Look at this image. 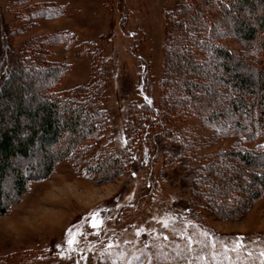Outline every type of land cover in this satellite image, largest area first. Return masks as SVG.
I'll return each instance as SVG.
<instances>
[{
  "label": "rangeland",
  "instance_id": "374dc122",
  "mask_svg": "<svg viewBox=\"0 0 264 264\" xmlns=\"http://www.w3.org/2000/svg\"><path fill=\"white\" fill-rule=\"evenodd\" d=\"M41 1L54 7L44 15L40 13L18 33L22 23L15 15L18 7H14V0H0V82L16 66L17 50L25 39L60 36L61 40L49 45L51 58L68 65L59 88L86 84L91 70L100 73L103 85L95 91V104L106 111L103 144L126 152L127 160L119 176L90 175L69 159L58 157L69 144L65 139L52 149L58 158L47 175L43 174L47 158L39 148L31 158L17 162L34 179L20 197L15 194L12 179H5L3 191L10 201L0 215V264H264V193L250 199L241 192L248 185L258 187L251 173L239 184L226 179L236 194L243 195L242 211L230 217L204 212L199 215L202 225L190 217L195 211L188 180L181 178L189 164L180 163L167 151L185 126L204 139L210 136L209 124L193 114L171 116L166 118L165 130L155 127L157 130L151 120L157 117L153 112L152 118L143 116L138 128L134 126L130 132L126 129L135 110H146L148 98L156 108H162L164 85L173 82L181 89L189 75L178 49L172 47L165 56L166 19L172 18L184 2ZM222 41L244 64L251 63L244 61L249 54L246 45L233 33ZM206 68L211 75L213 71ZM222 71L218 70L219 76ZM142 79L145 83L139 82ZM216 84L218 95L210 94L207 85L196 89L201 93L199 100L207 102L208 108L212 103L222 105L224 123L242 118L241 112L234 113L228 105V92H220L226 86L229 92L235 89L230 90L221 77ZM202 117H207L206 113ZM249 123L256 129L255 122ZM152 133L167 145V151L146 152ZM247 137L229 132L213 143H205L204 149L194 150L196 154L208 151L212 156L218 149L255 151L264 143V137L256 131ZM226 159L233 160L229 155ZM263 163L264 158L251 171H261Z\"/></svg>",
  "mask_w": 264,
  "mask_h": 264
},
{
  "label": "trees",
  "instance_id": "16d2710c",
  "mask_svg": "<svg viewBox=\"0 0 264 264\" xmlns=\"http://www.w3.org/2000/svg\"><path fill=\"white\" fill-rule=\"evenodd\" d=\"M182 2L185 5H179L172 18L166 19L165 56L168 57V50L171 51L172 47L178 49V56L189 75L185 76L181 89L171 82L173 78L168 80L171 83L163 87L165 99L162 108H156L148 98L146 110L145 105L144 110H135L125 125L127 132H130L132 127L140 126L143 116L152 118L153 112L157 116L151 119L154 129L165 130L166 118L171 116L188 117L192 114L209 124L210 136L204 139L195 135L191 127L185 126L184 133L175 136L177 139L168 151L167 145L164 146L156 134H151L152 141L146 140V152L162 148L176 155L180 163L189 164L181 178L188 180V193L195 211L193 216L191 210L190 217L193 222L202 225L204 221L199 215L204 212L230 217L244 209L243 195L236 194L226 179L239 184L251 173L258 187L248 185L241 192L250 199H257L264 193V163L261 171H251L264 158V143L257 147L261 150L218 149L212 156L208 151L196 154L194 150L204 149L205 143H213L218 138L226 137L229 132L241 134L244 139L254 131L264 137V0ZM14 7H18V10H14L15 15L20 16L22 21L21 26L17 27V32L21 33L40 13L52 10L54 4L41 0H14ZM189 8L190 11L187 10ZM228 33H233L246 45L249 54L244 61L251 60L250 64L239 60L227 43L222 41L228 37ZM57 40H61L60 36L56 39L55 36L37 35L25 39L17 50L16 66L0 82V215L5 213V204L10 201L3 191L5 179L10 177L16 196H22L34 177L16 164L31 158L37 148L47 158L43 164L45 175L51 171L58 157L69 159L90 175L108 174L115 177L122 174L126 166V152H117L103 144L106 111L95 104L98 100L95 99V91L103 85L100 73L97 75L91 70L86 84L59 88L68 65L50 56L49 45ZM206 67L213 71L211 75ZM97 68L101 70V66ZM219 69L223 70L222 76L218 74ZM205 75H208L207 78ZM220 77L226 79L230 90L235 89L229 92L226 86L220 92H228V105L234 113L241 112L242 118L233 121L231 118L224 123L222 105L212 103L208 108L207 102L199 100L201 93L196 89L201 86L207 85L210 94L218 95L216 83ZM142 81L145 83L144 79L139 82ZM203 113L207 117H202ZM252 121L256 129L250 127L249 122ZM65 139H69V144L65 146L63 155L54 156L52 149ZM222 151L225 157L221 155ZM227 155L233 160L226 159Z\"/></svg>",
  "mask_w": 264,
  "mask_h": 264
}]
</instances>
